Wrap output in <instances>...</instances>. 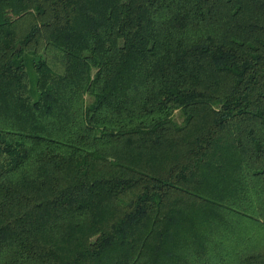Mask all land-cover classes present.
I'll return each mask as SVG.
<instances>
[{"label": "trees", "instance_id": "1", "mask_svg": "<svg viewBox=\"0 0 264 264\" xmlns=\"http://www.w3.org/2000/svg\"><path fill=\"white\" fill-rule=\"evenodd\" d=\"M256 229L264 0H0V264H264Z\"/></svg>", "mask_w": 264, "mask_h": 264}, {"label": "rangeland", "instance_id": "2", "mask_svg": "<svg viewBox=\"0 0 264 264\" xmlns=\"http://www.w3.org/2000/svg\"><path fill=\"white\" fill-rule=\"evenodd\" d=\"M178 121H180L179 117H176ZM256 238L260 240V243H264V229L257 230L256 229Z\"/></svg>", "mask_w": 264, "mask_h": 264}]
</instances>
